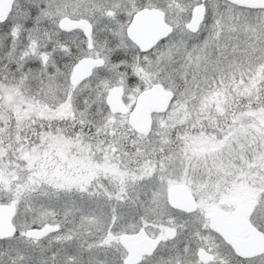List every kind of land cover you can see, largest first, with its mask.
Returning a JSON list of instances; mask_svg holds the SVG:
<instances>
[{"label":"rangeland","instance_id":"374dc122","mask_svg":"<svg viewBox=\"0 0 264 264\" xmlns=\"http://www.w3.org/2000/svg\"><path fill=\"white\" fill-rule=\"evenodd\" d=\"M198 3L193 0L15 1L7 21L0 25V174L3 178L0 204L15 205L13 226L16 233L12 238L0 241V264H121L125 257L119 245L122 234L144 228L150 237L163 241V231L168 227L176 229V238L169 244L163 243L147 261L150 264H186V223L192 226L200 223L201 219L209 217L211 208L206 216L198 213L186 219L167 211L165 204L162 208L156 207L158 198H154V193H148L158 177L153 172L155 169L153 173L149 170L152 174L141 173V170L138 174L122 173L124 164L116 152L115 141L112 144L114 138L110 145L115 147L110 152H103L99 145L86 147L84 138L78 137V140L82 139L78 142L79 157L84 155L90 159L80 160L75 167L77 177L63 174L58 162L49 166L48 162H31L24 155L14 159L8 148L13 136L6 132V117L11 97L26 95L30 91L28 81H36V75L45 64H54L55 56L59 55L54 35L58 32V21L63 17L84 18L93 25V51L87 52L82 40L75 59L87 54L102 58L105 66L96 70L93 77L75 92L79 98V120L86 123L87 110L92 109L96 133L106 135L109 128H118L126 120L106 110L103 100L108 89L122 86L124 99L129 101L145 88V83L137 81L135 76L136 62L122 63L114 54L128 48L125 29L132 15L142 8H159L166 14L167 23L178 27L189 21L191 9ZM203 4L206 17L199 31L188 35L190 40L186 41V36L179 35L181 30L177 29L165 42L166 49L146 57L153 69L148 67L152 76H147L146 82L159 83L175 96L186 97L174 99L166 115L156 118L155 127L166 121L171 128L179 127L180 130L198 127L204 120V115L203 118L200 116L201 101H207L210 95L219 99L224 95L226 99L234 95L246 97L249 69L264 67V10L238 0H204ZM50 36L53 38H48ZM114 44L117 48L113 49ZM101 74L110 77L105 83L97 84ZM59 78L51 80V85L58 83ZM51 89L48 88L49 95L54 97L57 93ZM252 95L260 98L264 95V87L253 91ZM91 96L93 99H89ZM44 100L54 102V99ZM253 113V123L249 125L253 139L247 137L246 130L239 129L229 144L249 146L245 155H249L250 171L239 170L237 174L258 182L264 181V103H256ZM235 127L243 126L236 124ZM134 142L138 143L135 136L130 139V143ZM211 147L218 145L212 143ZM90 148H93V156ZM159 152L153 160L166 156ZM181 153L175 155V171L169 172L166 167L170 160H164L166 163L160 165L161 169L164 167L161 177L183 179L186 176V180L189 179L188 168L184 166L190 159V152L186 151V158ZM226 158L229 157L217 153L205 160L199 159L189 170L192 175L212 183L220 179V159ZM190 162L194 163V160ZM165 171L169 173L165 174ZM163 188L166 191L167 186L163 185ZM244 191V187L239 186L235 196L241 197ZM44 225L60 229L40 240L26 239L27 230L40 229ZM191 264H194L192 259Z\"/></svg>","mask_w":264,"mask_h":264},{"label":"flooded vegetation","instance_id":"af4514ba","mask_svg":"<svg viewBox=\"0 0 264 264\" xmlns=\"http://www.w3.org/2000/svg\"><path fill=\"white\" fill-rule=\"evenodd\" d=\"M193 1L199 2L198 0ZM197 5L191 9L189 21L191 20L192 11ZM163 14L164 22L172 28V32L167 37L160 40L151 50L145 53L140 52V50L127 39L125 29V40L128 43V48L114 52L117 56V60L120 62H136V68H134L136 72L135 76L137 81L145 83V88L141 90L137 96L127 101L124 99V88L122 86H113L122 89V101L127 109L126 115L111 114L104 103L105 98L103 104L111 115L125 118L126 124L129 126L128 115L132 112L138 97L143 91L155 86H160L162 90L171 93V101L165 112H151L149 114L150 129L147 134L135 132L130 126L122 130L114 127L113 129L109 128L107 130V139L102 137L103 142H108L112 138L117 140L120 139L119 135L130 133V135H134L137 138L140 147H144L148 151H151L152 154L154 153L155 157L157 156L156 154H158L156 153L157 151H160L159 155L162 156L166 153V156L161 159L147 160L144 162L145 166H147L144 173H151L155 169L153 172L158 175L155 181H153L155 185L152 187V191H148V193H154V198H158L156 201L157 204L155 205L156 207L160 206L162 208V205L165 204L167 211L185 216L186 219L190 216L199 214L206 216L211 208L209 217H204L200 220V223L194 226L186 223V264H191V259L194 264H264V181H251L247 175L238 176L237 172L239 170L245 173L250 171L249 155H245V153L249 151L246 147L249 146L229 144L230 141L234 139L239 129L246 130V132H248L247 137L249 136L253 139V130H249V125L253 123V112L255 111L256 103H264V96L262 95L259 98L258 96H253L252 93L255 91L256 83L261 84L257 86L259 91L264 87V67L256 70L255 67L252 66L249 69V78L248 81H246L249 88L246 97L234 95L226 99V95H224V97L219 99L216 96L210 95V97H207V101L205 99V101H201L200 105H202V109L200 116L203 118L204 115V120L199 122L198 127H186L180 130L179 127L171 128L168 121L162 122L155 127L156 118L166 115L174 99H186V97L175 96L173 91L166 90L159 83L153 84L149 81L146 82L147 76H152V73L149 71L152 67H150V64L147 62L146 57L156 51L166 49V47H164L165 42L176 33L177 29L181 30L179 35L184 34V36H186V41L190 40L191 38L189 39L188 35L196 34L204 22L206 8L203 19L198 25L196 32H190L188 30L187 24L189 21L178 27L168 24L166 21V14L164 12ZM75 20H86L90 24L91 49L88 48L87 39L84 37L82 30L77 29L71 32H64L58 29V32L54 35L57 41L59 55L55 56L54 64H45L41 69V73L36 75L38 81H28V89L30 90L28 92L30 93L27 92L23 97H11L12 101L6 117L7 133L13 136L9 144L11 157L17 159L24 155V158L31 162H41L43 164L48 162L49 166L54 162H58L62 173L70 177H77V170L75 167L81 163V159H90L89 157H87L88 159L84 158V155L83 157H79V135L82 137L87 135L85 138V145L86 147H91L90 145L94 141L93 136L95 131L93 127L87 128V130L82 129V131L78 128L80 121L81 123L84 122H82L83 119L79 120V98L75 96V92L80 86L93 77L96 70H102L105 66V61L100 58L104 61L102 67L94 68L90 77L82 81L79 85H71V72L79 60L84 58H95L86 54L79 59H75L82 40L85 41L87 52L93 51V25L89 20L84 18ZM51 36H53V33ZM51 36L48 38L52 39L53 37ZM109 41L111 42L110 38ZM106 46H109L108 42H106ZM114 48H117L115 44L113 45V49ZM256 72L258 76L257 80ZM149 73H151V75H149ZM57 76H60L59 82L55 85H51V80L54 81ZM109 77V74H101L99 80H97V84L105 83L104 81ZM49 87L53 88L51 91L54 90L57 95L55 94L54 97H51L49 95ZM216 89L219 91L223 90L220 88H215V90ZM222 92L225 91L223 90ZM44 99H54V102ZM89 99H93V97L91 96ZM89 99L86 100L89 101ZM205 106L208 108H205ZM87 111L86 118H88V120L86 125L92 126L94 113L92 109L91 111L89 109ZM196 124L197 122L195 125ZM236 124L247 127L246 129L243 127L238 128L235 127ZM145 140H150V142ZM19 143L21 144L18 145ZM212 143H217L218 147H211ZM219 143L221 145H219ZM154 146L157 150L154 149ZM92 149L90 148L91 156H93ZM174 151L175 153H173ZM186 151L190 153L196 152L193 154L189 153L190 159L186 161L184 166L188 168L189 179L186 180V176L183 179H169L165 178V175L161 177L164 167L161 169L160 165L166 163L164 160H170L168 161L169 166L166 167L169 169V172L175 171L174 158H176V153L183 152L181 154L186 158ZM229 152L232 154H228ZM217 153L229 157L220 159L222 173L220 179L212 183H207L200 177L192 175L189 170L191 165L194 166L199 159L205 160L207 157H211ZM191 159L194 160V163L190 162ZM149 170H151V172ZM142 171L143 170H141V173ZM169 172L165 171V174ZM163 185L165 187L167 186L166 191H163ZM173 186H182L189 192L195 204V210L193 212H185L169 206L167 195L169 189ZM239 186H243L245 189V191L241 193V197H237L238 194L235 196L236 193H234L238 190ZM86 187L88 188V184H86ZM74 188H76V186ZM215 214H217V218L215 219L216 224L215 228H212L210 226V221ZM140 230H143L149 238L158 240V244L151 254H140L136 264H150L147 260H150L155 253L158 252L163 243H171L177 235L175 229L176 235L174 239L167 240L164 238L165 240L162 241L158 237H150L144 228H139L136 232L126 235L135 234ZM122 250L125 253V257L121 260V264H124L123 262L128 258L129 252L124 248H122ZM201 252H204L211 258L207 260H204L205 258L202 259Z\"/></svg>","mask_w":264,"mask_h":264},{"label":"water","instance_id":"95a60500","mask_svg":"<svg viewBox=\"0 0 264 264\" xmlns=\"http://www.w3.org/2000/svg\"><path fill=\"white\" fill-rule=\"evenodd\" d=\"M16 0H0V25L4 24L13 8ZM200 3L193 9L191 20L187 24L190 32H196L198 25L204 16V0H198ZM242 3L264 8V0H238ZM57 27L64 32H71L77 29L83 31L84 37L87 39L88 48L91 49V26L86 20H71L69 18H61ZM172 32V28L164 22V14L156 8H144L137 11L131 19L130 24L126 28V37L132 42L142 53L151 50L160 40L167 37ZM104 61L100 58H84L73 67L70 83L72 86L79 85L82 81L90 77L92 70L102 67ZM172 95L168 91H164L160 86H155L143 91L128 115V124L132 130L141 134H147L150 129L151 112L163 113L166 111ZM104 103L111 114L126 115L127 109L122 101V89L120 87H112L107 92ZM3 178L0 174V187ZM168 204L172 208H177L185 212H193L195 204L189 192L182 186H173L169 189L167 195ZM15 205L0 204V241L12 238L15 235V227L12 220L15 216ZM217 214L212 217L210 226L215 228V219ZM59 231L57 226L44 225L42 228H32L25 232L28 240H40L45 236ZM176 231L173 228H167L164 231V238L167 240L174 239ZM122 248L127 250L128 258L124 260V264H136L140 254H151L158 244V240L149 238L143 230L135 234H123L119 238ZM202 259L207 260L211 257L201 252Z\"/></svg>","mask_w":264,"mask_h":264},{"label":"trees","instance_id":"16d2710c","mask_svg":"<svg viewBox=\"0 0 264 264\" xmlns=\"http://www.w3.org/2000/svg\"><path fill=\"white\" fill-rule=\"evenodd\" d=\"M256 9L264 10V8H256ZM257 77L258 76H257V72H256V80H257ZM258 84L260 85V83H256L255 91L258 90V88H257ZM120 118L123 121L125 120V118H123V117H120ZM94 122L95 121L93 120L92 126L91 125L87 126L86 123H81V121H80L79 127H78L80 129V131H82V129L87 130V128H90V127H93V129L95 130L94 136H93L94 141L90 146H98L99 145L101 149H104L103 152H110L111 148L116 146V148H115L116 152H117V154H119L122 157L123 164H124V166H121L122 173L130 174V172H131L133 174L134 173L138 174V173H140V170H143L142 173H144V170L147 168V166H145L144 162L147 160H153L155 157L154 153L152 154V152L148 151L144 147H140L137 142L130 143V139L134 136V135H130V133H125L124 135H119L120 139H117V140L115 139L113 141H112V139H110V141H108V142H103L102 137L107 139V135H101V134L96 133V125L94 124ZM128 127L129 126L126 124V121H124L122 123V125H120L118 128L122 130V129H126ZM6 128H7V124H6ZM79 136L82 137L81 135H79ZM86 137H87V135L83 138L85 139ZM79 141L81 143L82 139H80ZM111 141H112V144L115 141L116 145L112 147L111 146L112 144L110 145ZM84 142L86 143V139ZM8 148H10V145Z\"/></svg>","mask_w":264,"mask_h":264},{"label":"snow or ice","instance_id":"6c2138e0","mask_svg":"<svg viewBox=\"0 0 264 264\" xmlns=\"http://www.w3.org/2000/svg\"><path fill=\"white\" fill-rule=\"evenodd\" d=\"M101 264H106V262H101Z\"/></svg>","mask_w":264,"mask_h":264}]
</instances>
